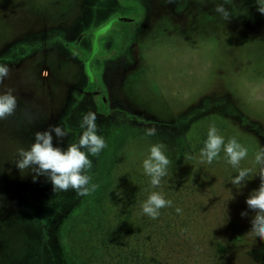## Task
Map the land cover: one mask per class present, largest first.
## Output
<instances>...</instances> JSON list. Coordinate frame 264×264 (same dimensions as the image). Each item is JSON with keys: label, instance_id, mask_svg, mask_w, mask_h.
Wrapping results in <instances>:
<instances>
[{"label": "rangeland", "instance_id": "obj_1", "mask_svg": "<svg viewBox=\"0 0 264 264\" xmlns=\"http://www.w3.org/2000/svg\"><path fill=\"white\" fill-rule=\"evenodd\" d=\"M221 2L0 0V64L10 69L0 93L17 98L0 120V264H65L57 228L83 196L54 193L14 161L49 125L69 130L62 142L53 133L66 151L88 112L104 140L115 127L127 131L104 206L115 222L128 213L131 246L159 264H264L246 204L258 173L237 187L223 149L212 164L198 162L213 125L248 148L241 168L264 148V15L255 0H234L224 21L214 11ZM158 143L171 163L153 188L142 164ZM153 191L173 202L157 219L141 209Z\"/></svg>", "mask_w": 264, "mask_h": 264}, {"label": "clouds", "instance_id": "obj_2", "mask_svg": "<svg viewBox=\"0 0 264 264\" xmlns=\"http://www.w3.org/2000/svg\"><path fill=\"white\" fill-rule=\"evenodd\" d=\"M203 2V0H202ZM234 0H222L216 3L214 11L221 16L224 21H229L233 16L226 5H232ZM257 11L264 15V0H255ZM9 67L0 64V84L9 75ZM17 108V98L13 95V90L0 93V120H6L12 116ZM97 116L93 112H88L82 116L79 127L82 130L76 142L69 143L67 150L53 146V133L58 141H63L69 136V130L57 125H49L46 131L34 133L35 142L28 149H19L18 158L14 161L21 174L30 172L33 174V182L38 177H46L52 184L54 193L74 191L77 196H88L95 192L98 185L92 183V169L94 167L92 159L98 157L106 147L102 135L98 134ZM157 133L155 127H147L144 130L145 136H154ZM163 144H153L149 155L143 160V171L150 177V184L153 188L161 185V180L168 174V166L171 163L165 155ZM223 149L226 163L238 170V175L231 179L234 186H241L253 174L259 175L260 185L246 200L248 209L254 216L251 220V230L248 233L253 238L264 241V148L256 151L252 160V167L241 168V161L249 156L247 147L238 142L236 137H231L225 142L222 135L218 134L217 128L213 125L209 128L204 146L200 149L199 163L212 164L219 159ZM185 159H193L190 155H185ZM173 202L166 200L160 192L153 191L141 204L142 214L152 219H157L160 210L172 207ZM175 211L179 214L182 209L177 207ZM246 216V212L241 213Z\"/></svg>", "mask_w": 264, "mask_h": 264}, {"label": "trees", "instance_id": "obj_3", "mask_svg": "<svg viewBox=\"0 0 264 264\" xmlns=\"http://www.w3.org/2000/svg\"><path fill=\"white\" fill-rule=\"evenodd\" d=\"M126 137L127 131L121 127L109 132L92 177V183L98 185L96 191L83 196L57 228L56 236L65 264L160 263L156 256L147 257L139 247L131 246L132 224L128 221V213L115 222L104 206V198L113 181L116 157ZM217 246L223 250L221 245Z\"/></svg>", "mask_w": 264, "mask_h": 264}, {"label": "flooded vegetation", "instance_id": "obj_4", "mask_svg": "<svg viewBox=\"0 0 264 264\" xmlns=\"http://www.w3.org/2000/svg\"><path fill=\"white\" fill-rule=\"evenodd\" d=\"M88 73V72H87ZM89 75V74H88ZM89 85L91 86V87H93L94 85H93V83L90 81L89 82Z\"/></svg>", "mask_w": 264, "mask_h": 264}, {"label": "water", "instance_id": "obj_5", "mask_svg": "<svg viewBox=\"0 0 264 264\" xmlns=\"http://www.w3.org/2000/svg\"><path fill=\"white\" fill-rule=\"evenodd\" d=\"M88 74L91 75L90 71L88 70Z\"/></svg>", "mask_w": 264, "mask_h": 264}]
</instances>
